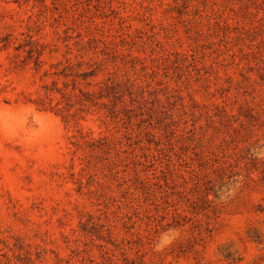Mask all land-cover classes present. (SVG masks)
<instances>
[{"label":"rangeland","instance_id":"rangeland-1","mask_svg":"<svg viewBox=\"0 0 264 264\" xmlns=\"http://www.w3.org/2000/svg\"><path fill=\"white\" fill-rule=\"evenodd\" d=\"M0 264H264V0H0Z\"/></svg>","mask_w":264,"mask_h":264}]
</instances>
